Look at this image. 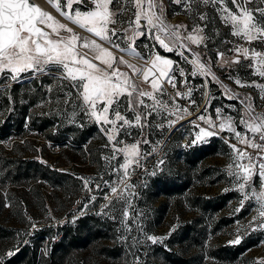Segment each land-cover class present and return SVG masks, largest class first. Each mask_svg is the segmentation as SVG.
<instances>
[{
	"label": "rangeland",
	"instance_id": "rangeland-1",
	"mask_svg": "<svg viewBox=\"0 0 264 264\" xmlns=\"http://www.w3.org/2000/svg\"><path fill=\"white\" fill-rule=\"evenodd\" d=\"M36 1L58 23L72 28L81 38L78 51L88 52L80 45L85 39H94L92 34L61 15L49 0ZM59 3L64 12L73 15L76 9L92 7L87 0L84 5L73 2L71 9L65 6L66 0ZM157 4L162 5L165 23L173 28L179 26L181 33L203 27L204 34L211 38L206 41L207 48L191 47L202 59L211 58L208 67L225 87L212 82L209 76L202 103L193 109L187 108L171 126L161 117L153 116L139 137L141 129L135 127L129 129L131 136L124 137L123 132L120 133L125 143L140 139L141 158L138 159L144 165L139 168L134 162L129 167L132 174L127 182L135 185V195L125 218L124 201L116 199L123 185H119L116 194L104 198L109 192L106 181H113V186L119 184V173L113 174L111 169L122 162L123 154L116 160L105 158L111 156V148L105 147L103 127L95 123L94 118L84 115L82 102L74 92L65 98L68 81L53 79L57 70L49 65L50 70L44 74L24 73L18 81L0 83V131L6 129L0 132V226L6 230V235L0 238V261L10 257L20 246L29 244L36 247L35 263L41 264L52 243L60 239L59 233L78 227L90 233L87 242L84 246L70 248L63 260L54 264H132L133 254L140 256V264H253L264 259V231L259 230L258 207H251L253 203H260L257 198L264 193V187L258 186L260 177L253 175L245 193L250 187H254V191L242 200L244 194L228 175L229 166L234 167L229 144L237 142L227 131L228 117L242 130L238 121L245 111L230 96L250 98L256 115L264 116V99H260L264 93L249 86L251 82L264 84V78L252 75L250 69L242 66L246 64L242 59L241 64L231 62L233 58L221 43L222 38L231 36L230 27L222 24L212 6L189 5L185 0L179 4L174 0H157ZM111 7L117 12L118 23L109 27H115L119 36L134 41L135 51L147 59L153 41L136 35L135 27H129V21L135 19V9L130 4L125 5L123 12L115 3ZM228 7L233 8L231 0ZM156 11L159 13L160 7ZM200 12L207 13L205 21L199 19ZM144 24L141 19V25ZM61 35L69 34L61 30ZM104 46L110 48L106 43ZM121 47L126 45L121 43ZM110 51L117 61L114 67L127 73L130 82L150 90L143 83V76L136 75L139 69L146 70L150 66L145 65L144 59H139L132 51L121 52L115 48ZM156 52L173 61L180 58L175 50L168 52L157 46ZM217 52H224L225 56L217 60ZM121 58L124 64L118 63ZM190 59L195 57L190 56ZM94 62L99 64V61ZM129 65L135 66V70ZM6 74L0 73V81ZM235 79H240L245 86L235 84ZM163 87L168 94H175V89L167 82ZM162 99L171 106L168 96ZM217 108L225 119L226 130L193 143L199 131L195 125L208 128L197 118L204 114L219 124L213 111ZM127 115L131 118L132 113ZM168 119H175V115ZM160 123L164 124L162 128L157 126ZM237 147L243 149L245 145L237 143ZM148 150L150 154L142 158ZM34 160L68 176H63L61 182L46 176L52 184L49 188L42 175L48 171L39 169ZM160 160L164 161L162 167H158ZM85 179L89 181L87 185ZM129 191L130 188L125 189L123 195L127 196ZM90 197L95 198L90 201ZM80 217L83 220L78 221ZM137 221L142 231L137 230ZM125 225L131 227L130 232ZM146 235L157 237L158 241L152 243ZM238 237L241 242L232 243Z\"/></svg>",
	"mask_w": 264,
	"mask_h": 264
},
{
	"label": "snow or ice",
	"instance_id": "snow-or-ice-1",
	"mask_svg": "<svg viewBox=\"0 0 264 264\" xmlns=\"http://www.w3.org/2000/svg\"><path fill=\"white\" fill-rule=\"evenodd\" d=\"M73 2L80 5L85 4V0H66L65 6L71 9ZM87 2L92 5L91 8L76 9L73 15L63 11L59 0H49V3H52L61 15L78 25L80 29H84L93 37L98 38V40L95 38L83 40L80 47L88 49V52H81L77 50L81 38L73 33V29L58 23L34 0H0V73H7L0 83L18 81L21 74L24 73L30 72L33 76L44 74L50 70L47 68L49 65L57 70L53 79L68 81L69 91L65 98L74 92L82 102L81 111L84 115L89 119L94 118V122L103 127L107 141L105 147L111 148V156L105 158L109 161L116 160L119 154H123L122 162L111 169L113 174L119 173V184L113 186V181H106L105 186L109 188V192L105 193L104 198L116 194L119 185H123V188H120L121 195L116 199L118 202L124 201L123 215L127 218L128 209L132 208L131 198L135 195V185H130L127 182L132 174L129 167L134 162L139 168H143L144 165L138 159L141 158V153L138 151L140 139L137 138L133 143H125L120 133L123 132L124 137L131 136L129 129L135 127L141 129V132L137 134L139 137L142 135L143 129L149 126V118L153 116L161 117L171 126L181 118V113L187 112L186 107L181 108L176 102L177 98H190L192 95L190 85L183 92L177 89V77L174 73H179V76L182 77L180 84L183 87L188 84L185 69L176 61L161 56L156 52V47L159 46L168 52L175 50L184 63L192 65L190 75L193 78L197 76L204 78L202 87L207 88L209 76L212 82L219 84L220 87L225 86L208 67L211 58L202 59L201 54L194 52L191 47V45H203L204 48H207L206 41L211 38L204 34L203 27L197 26L190 32L181 33L179 26L173 28L167 25L163 19L162 5H158L157 0H87ZM174 2L179 4L181 0H174ZM185 2L189 5L212 6L219 15L222 24L230 27L231 36L249 45L257 42L260 50L256 47H245L242 43L230 40L221 41V43L232 45L228 49L229 52L235 53L236 58L231 61L232 63L241 64L239 57H243L245 60L250 59L252 63L242 66L250 69L252 75L264 78V0H231L233 8L228 7V0H185ZM114 3L121 12L125 10L126 4H130L135 9L133 13L135 19L129 21V27H135L136 35L153 41L147 59L140 57L139 53L135 51L134 41H130L127 36H119L115 27H109V25L118 23L115 18L117 12L111 7ZM249 4H253L254 7L249 8ZM157 7H160L159 13L156 11ZM198 15L201 21L207 19V13L200 12ZM141 19L145 21L144 25H141ZM141 28L146 30L139 31ZM154 29L155 31H153ZM61 30L69 35H61ZM105 43L110 48L121 52L132 51L139 59H144L146 66L150 65L146 67V70L141 68L136 71V75L143 76V83L148 85L150 90H145L130 82L127 73L120 72L119 67H114V64L117 63L116 58L110 48L104 46ZM121 43H124L126 47H121ZM190 56H194L195 59H190ZM216 56L219 60L225 56V53L217 52ZM94 61H99V64ZM118 63L124 64L125 61L121 58ZM173 64H176L175 69L172 68ZM129 67L135 70V66L129 65ZM229 79H233V77H229ZM165 82L176 89L174 95L168 94L167 89L163 87ZM234 83L240 87L245 86L240 79H235ZM249 86L264 93V84L262 83L251 82ZM164 96H168L171 106L162 99ZM229 98H235L237 105L244 107L245 111L240 114L238 121L242 130L236 127L233 118L228 117L227 131L231 133V139L255 152V154H250L244 149L238 148L237 143L229 144L232 149L234 167L229 166L228 175L234 178L238 190L244 194L243 200L247 199L248 195L254 191V187H250L249 192L245 193L246 184L253 175L260 177L258 186L264 187V116L256 115L249 103L250 98L241 99L234 95ZM260 99H264V96H260ZM195 103L194 100L191 101V104ZM237 105H229V107L236 108ZM213 111L220 121L219 124L210 117L206 118L204 114L199 116L197 119L206 123L208 128L205 129L196 124L199 131L196 133L193 143L202 137L218 135L226 130L225 119L221 118V110L217 108ZM129 112L132 113L131 118L127 115ZM173 115H175V119H168ZM193 123L195 124V122ZM157 126L162 128L164 124L160 123ZM118 137L119 139H117ZM225 139L228 138L225 137ZM144 143H148V141L144 140ZM147 154H150V150L142 158L146 159ZM163 164L164 161L160 160L158 167H162ZM121 170L123 171L121 172ZM88 183L89 181L85 179L84 184ZM99 187L97 184L96 188L99 189ZM129 188L131 191L127 196L123 195L125 189ZM94 198L90 197V201ZM257 199L260 203L258 205L253 203L251 207H258L261 219L259 230L264 231V193H261ZM136 226L138 231H142L138 221ZM125 227L129 232L131 231V227L128 225ZM145 238L152 243L158 241L157 237L150 235H146ZM240 242L239 237L232 241L234 244ZM140 259L139 255L133 254L132 264H140ZM253 264H264V259H259Z\"/></svg>",
	"mask_w": 264,
	"mask_h": 264
},
{
	"label": "trees",
	"instance_id": "trees-1",
	"mask_svg": "<svg viewBox=\"0 0 264 264\" xmlns=\"http://www.w3.org/2000/svg\"><path fill=\"white\" fill-rule=\"evenodd\" d=\"M22 113H24V106ZM22 113L20 115L19 125L22 120ZM1 133L6 132V129L0 131ZM34 164L39 167V169H44L48 172H42L44 179L47 177L52 178L56 182H61L63 176H68V173L59 171L56 169H50L46 164L34 160ZM34 169L36 167L34 166ZM47 180V179H46ZM83 220L82 217L78 218V221ZM60 239L52 243V248L49 250V253L46 257L42 258L43 264H54L57 261L61 262L65 253L70 251V248H77L84 246V243L87 242L90 233L87 231L81 230V227L76 228L75 230H70L68 233L60 232ZM6 235V230L0 226V238ZM37 258L36 247H33L29 244H24L18 248V250L13 253L10 257L6 258L4 261H0V264H36L35 260ZM41 263V264H42Z\"/></svg>",
	"mask_w": 264,
	"mask_h": 264
},
{
	"label": "built area",
	"instance_id": "built-area-1",
	"mask_svg": "<svg viewBox=\"0 0 264 264\" xmlns=\"http://www.w3.org/2000/svg\"><path fill=\"white\" fill-rule=\"evenodd\" d=\"M222 40H230V41H234L236 43H242L244 44L245 47H256L258 50H260V46L257 42H253L251 45L245 43L244 41L239 40L236 37L233 36H228V37H224L222 38ZM221 40V41H222ZM222 45L228 50L230 47H232V45L227 44V43H222ZM229 52V51H228ZM230 57L234 58L235 57V53L229 52ZM187 55V54H186ZM239 59H242L246 62V64L248 63H252V61L249 60H245L243 57H239ZM177 63H179V65L181 67H183L185 69L186 75H187V80H188V84H185L183 87H181L180 84V80L182 79V77L179 76V73H174L177 77V89H179L180 91H186L187 88L189 87V85L192 88V95L190 98H177V103L180 105L181 108H189V109H193L195 107H197L198 105H200L203 101L204 95H205V91L206 88L202 87V83L203 80L201 79L200 76H197L196 78H193L190 75V70L192 68L191 64H186L184 63L181 58H179L178 60H176ZM175 66L173 67V69H175ZM176 91V89H175ZM194 100L196 103L195 104H191V101ZM245 151L249 152L250 154H255L254 150L251 148H247L246 146L243 148ZM44 184L47 185L49 188H52V184L48 183V181L46 179L43 180Z\"/></svg>",
	"mask_w": 264,
	"mask_h": 264
},
{
	"label": "bare ground",
	"instance_id": "bare-ground-1",
	"mask_svg": "<svg viewBox=\"0 0 264 264\" xmlns=\"http://www.w3.org/2000/svg\"><path fill=\"white\" fill-rule=\"evenodd\" d=\"M35 1H36V0H35ZM36 3L38 4V6H40L39 3H38L37 1H36ZM40 7H41V6H40Z\"/></svg>",
	"mask_w": 264,
	"mask_h": 264
},
{
	"label": "water",
	"instance_id": "water-1",
	"mask_svg": "<svg viewBox=\"0 0 264 264\" xmlns=\"http://www.w3.org/2000/svg\"><path fill=\"white\" fill-rule=\"evenodd\" d=\"M34 2L36 3V1L34 0ZM37 4V3H36ZM38 5V4H37ZM236 57H234L233 59H235Z\"/></svg>",
	"mask_w": 264,
	"mask_h": 264
}]
</instances>
